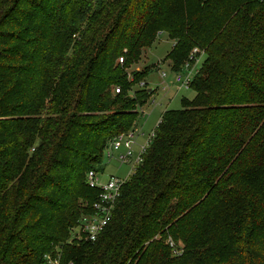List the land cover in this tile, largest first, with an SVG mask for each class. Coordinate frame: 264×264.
Masks as SVG:
<instances>
[{
    "label": "trees",
    "instance_id": "16d2710c",
    "mask_svg": "<svg viewBox=\"0 0 264 264\" xmlns=\"http://www.w3.org/2000/svg\"><path fill=\"white\" fill-rule=\"evenodd\" d=\"M159 33L175 72L203 51L194 96L162 113L99 237L70 242L98 193L87 172L154 92L132 91L149 68L124 71ZM53 251L70 264H264V0H0V264Z\"/></svg>",
    "mask_w": 264,
    "mask_h": 264
},
{
    "label": "built area",
    "instance_id": "2783aa9c",
    "mask_svg": "<svg viewBox=\"0 0 264 264\" xmlns=\"http://www.w3.org/2000/svg\"><path fill=\"white\" fill-rule=\"evenodd\" d=\"M199 53H202V51L198 47L192 48L182 69L176 72L175 82L178 83L179 89L190 88V82L193 78V67L196 63V55ZM122 61L123 59L119 58V62ZM115 91L118 92L119 89L115 88ZM154 134L155 129L148 135H145L134 125L129 130L121 132L109 140L103 149V159L107 162H115L118 165H129L130 168L125 178L110 175L103 182L100 181L97 175L98 171L90 170L87 172L86 182L88 186L96 189L98 193L90 210L82 214L78 221L70 228L68 238L70 242L95 241L104 231L112 219L124 184L143 162L144 154L151 145ZM138 138H141V141ZM75 228H77V232L72 234ZM168 244L172 248L175 247L171 240L168 241ZM173 252L176 255L180 253L176 249ZM44 262L45 264H70L62 261L59 251L53 254H45Z\"/></svg>",
    "mask_w": 264,
    "mask_h": 264
},
{
    "label": "rangeland",
    "instance_id": "374dc122",
    "mask_svg": "<svg viewBox=\"0 0 264 264\" xmlns=\"http://www.w3.org/2000/svg\"><path fill=\"white\" fill-rule=\"evenodd\" d=\"M172 45L173 41L166 33H159L154 43L143 50L140 60L135 64L129 65L124 71L129 79H133V72H140L144 68H149V73L145 78L146 84L144 85L143 80L139 78L137 79L138 82L133 83L134 86L132 87V91L142 86H147L148 90H154L148 101L141 106L136 120L135 126L145 135H148L156 128L164 111L180 109L183 98L190 100L194 96V92L190 88L179 89L178 83L175 82L177 73L171 70V64L164 59ZM204 60V53L196 55L193 76L200 70ZM139 80L142 81L139 82ZM138 140L141 141V138H138ZM129 168V165H118L115 162H107L103 159V170L98 172L97 175L101 182L107 180L110 175L125 178ZM76 232L77 228L73 230L72 234ZM55 252L53 251L52 254Z\"/></svg>",
    "mask_w": 264,
    "mask_h": 264
},
{
    "label": "water",
    "instance_id": "95a60500",
    "mask_svg": "<svg viewBox=\"0 0 264 264\" xmlns=\"http://www.w3.org/2000/svg\"><path fill=\"white\" fill-rule=\"evenodd\" d=\"M149 92H151V89H149Z\"/></svg>",
    "mask_w": 264,
    "mask_h": 264
}]
</instances>
